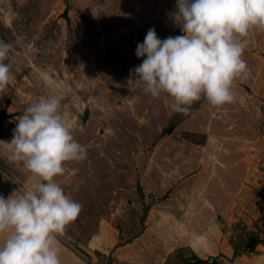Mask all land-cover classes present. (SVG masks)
Returning a JSON list of instances; mask_svg holds the SVG:
<instances>
[{
  "label": "rangeland",
  "instance_id": "rangeland-1",
  "mask_svg": "<svg viewBox=\"0 0 264 264\" xmlns=\"http://www.w3.org/2000/svg\"><path fill=\"white\" fill-rule=\"evenodd\" d=\"M176 12L177 0H0V40L12 45L5 63L14 77L0 96V141L12 139L17 117L39 97L61 98L87 150L56 177L82 205L62 236L90 264H235L264 245H255L264 236V31L245 51L251 74L234 82V102L213 106L202 97L185 115L171 110L167 94L154 98L128 84L149 29L162 40L184 34ZM247 97L260 116L254 128L239 117ZM31 175L0 155L1 182L19 191ZM208 198L221 206L212 213L215 237H223L215 256L195 253L187 240L208 234L190 223L207 215L199 202ZM95 237L108 238L92 244ZM178 237L187 242L175 250Z\"/></svg>",
  "mask_w": 264,
  "mask_h": 264
},
{
  "label": "clouds",
  "instance_id": "clouds-1",
  "mask_svg": "<svg viewBox=\"0 0 264 264\" xmlns=\"http://www.w3.org/2000/svg\"><path fill=\"white\" fill-rule=\"evenodd\" d=\"M173 15L184 34L162 40L149 29L136 46L142 63L132 70L130 87L142 86L154 98L167 94L171 110L185 115L202 97L213 106L234 102V82L251 74L245 51L256 31H264V0H177ZM11 51L0 40V96L14 79L5 63ZM0 155L32 174L26 187L0 195V264H62L57 237L78 219L82 205L56 177L84 161L87 150L75 139L61 98L41 96L28 105L12 139L0 141Z\"/></svg>",
  "mask_w": 264,
  "mask_h": 264
},
{
  "label": "crops",
  "instance_id": "crops-1",
  "mask_svg": "<svg viewBox=\"0 0 264 264\" xmlns=\"http://www.w3.org/2000/svg\"><path fill=\"white\" fill-rule=\"evenodd\" d=\"M247 90L250 91V88ZM248 98H250V97H247V100L245 101V103L248 101ZM253 100H257V99L253 96ZM245 105L247 107L244 109L242 108V111L240 112V115H241V116H239L241 118L240 121L242 123H244L248 128H251L252 126H253L252 128H254V125H256L257 122L258 123L260 122V120H259L260 116L257 114V112H254L253 110L250 109L249 103H246ZM200 144L202 145V143H200ZM226 189H228V188H226ZM213 190L212 189L209 190L210 192L208 191L207 194L209 196L212 195ZM15 191H18V189H17V187L13 186L11 182H9L7 180H3V182L0 181V195L7 198L9 195H11ZM228 193L230 194L231 192L229 191ZM241 194H243V193H241ZM199 204H200L199 205L200 209L205 208L204 205H208L207 210H209V211L207 212V215H204L202 213L201 214L202 217L198 218L199 220L193 219V221L190 223H191V225H194V226L208 227V234L204 235L203 237H190V239H187V240L190 243V245H191V247L195 253L201 254V255H207V256H215L216 251H218V249L220 247V246L217 247V245H216L217 240L219 242H222L223 237H215V234H216L215 229H214V227H216L215 226V215H213L212 213H214L217 208L220 209L221 206L218 205V201H216L215 198H214V200H213V198H208V202L202 201V202H199ZM231 207H232V205H231ZM230 208L226 207V211L228 212L230 210ZM191 210H193V209L191 208ZM227 217H228V215H227ZM225 220H227V219L224 218V221ZM221 221H223V219H221ZM237 221H239V220H237ZM252 221L253 220H251V222ZM159 224H162V222L160 221ZM185 224H187V222H185ZM210 227L211 228L213 227V230H212V231H214L213 235H210V233H211ZM199 235H201V234H199ZM150 236L151 235H150V231H149V233L144 234L143 237L140 238V241H144V242H145V240L149 241L151 238ZM107 238L95 237L93 239L94 243H92V244H95L100 240L106 241ZM225 238H227V237H225ZM225 238H224V241L226 243H228ZM258 238H260L261 243L264 242V236L263 235H261ZM110 239L112 240V238H110ZM71 241H73L72 237H64L62 235H59L57 237V245L60 249V257L62 260V264H90V262L87 260V257L84 255V253L82 251H80L79 249H77L75 246H73L71 244ZM117 241L118 240L116 239V242ZM137 242H138L137 239L133 240V243L136 244ZM176 242L177 243L175 244V247H176L175 250L178 249L179 246L180 247L184 246V242L186 243L187 241H184V237H180V238L178 237ZM79 246L81 247L82 245L80 244V245H78V247ZM223 251H229L230 253H235V250H233L232 246H227ZM254 251H255L254 254H252L250 257L243 254V257L241 259H238L235 262V264H237L239 262H242V264H264V245L258 244ZM167 252H168V250L166 249L163 253L164 257L168 255ZM119 257H121V256L119 255ZM92 264H94V263H92Z\"/></svg>",
  "mask_w": 264,
  "mask_h": 264
},
{
  "label": "water",
  "instance_id": "water-1",
  "mask_svg": "<svg viewBox=\"0 0 264 264\" xmlns=\"http://www.w3.org/2000/svg\"><path fill=\"white\" fill-rule=\"evenodd\" d=\"M67 14H68V9H66V11H65V13H64L63 16H64L65 18H68V15H67ZM178 36H180L179 33H178ZM106 46H107L108 49H110L109 44H107ZM87 115H88V113H86L84 119H86ZM4 116H5V114L0 118V128H1V121H2V119L4 118ZM171 130H172V129H169V130H168V133H169V134L172 132Z\"/></svg>",
  "mask_w": 264,
  "mask_h": 264
},
{
  "label": "trees",
  "instance_id": "trees-1",
  "mask_svg": "<svg viewBox=\"0 0 264 264\" xmlns=\"http://www.w3.org/2000/svg\"><path fill=\"white\" fill-rule=\"evenodd\" d=\"M258 243H261V241H260L259 239H258L257 242L255 243V245L258 244Z\"/></svg>",
  "mask_w": 264,
  "mask_h": 264
}]
</instances>
